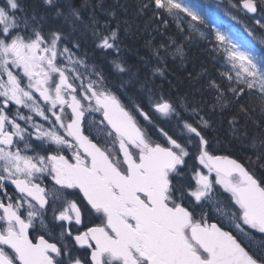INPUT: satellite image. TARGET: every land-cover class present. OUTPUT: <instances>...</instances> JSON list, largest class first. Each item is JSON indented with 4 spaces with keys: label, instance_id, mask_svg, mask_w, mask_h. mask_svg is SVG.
<instances>
[{
    "label": "snow or ice",
    "instance_id": "obj_1",
    "mask_svg": "<svg viewBox=\"0 0 264 264\" xmlns=\"http://www.w3.org/2000/svg\"><path fill=\"white\" fill-rule=\"evenodd\" d=\"M41 4L58 25L46 28L49 13L29 12L21 0H0V264H264V246L250 243L258 233L264 245V175L255 171L264 169V55L253 47L255 32L245 26L250 39H243L189 0H136L137 14L151 12L165 29V16L176 22L177 36L152 48V77L166 76L169 57L183 60L178 41L197 32L223 59L227 81L207 77L213 103L205 111L157 96L146 79L140 89L148 111L144 99L127 95L130 81L113 87L80 55L85 38L119 55L117 10L124 5ZM228 4L264 13V0ZM112 65L129 71L118 58ZM225 111L252 153L247 165L212 150L209 134ZM153 113L175 120L178 134ZM249 124L259 131L250 136Z\"/></svg>",
    "mask_w": 264,
    "mask_h": 264
},
{
    "label": "trees",
    "instance_id": "obj_2",
    "mask_svg": "<svg viewBox=\"0 0 264 264\" xmlns=\"http://www.w3.org/2000/svg\"><path fill=\"white\" fill-rule=\"evenodd\" d=\"M189 1L196 3L197 0ZM240 1L234 0L236 5ZM21 2L29 12L35 10L37 14L49 13V21L45 26L46 28L54 27L60 23L59 20L54 21L50 18V11L42 6L41 0H21ZM116 2L117 0H105V6H111ZM118 2L124 5L123 9L117 10V17L120 22L119 37L121 42L119 55L117 56V53L110 50L104 53L102 50L95 48L90 38L82 40L80 55L87 53L89 63L94 64L97 70L102 71L107 77L108 83L113 87L118 88L121 82L130 81L125 84L127 95L144 99L145 108L148 111L151 110L147 106L146 96H144L140 89L141 83L146 79L157 90V96L162 94L165 99L171 100L176 105L179 104L181 98H184L189 105H200L201 107H205L206 111V105L213 103L211 92L204 88L207 77L210 76L223 84L227 83L226 79L220 76L224 61L222 58L210 53L211 44L205 38H202L199 33H191V39L178 41L184 46V59L181 60L177 57L173 60L169 57L166 66V76L163 78L159 76L152 77L151 68L156 63L152 56V48L158 47L161 43H167L169 36H177L176 22L172 18L165 16L168 20V27L165 29L163 22L159 19H154L151 12L137 14L136 0H118ZM72 3L78 7L82 3V0H72ZM93 3H95V0H93ZM259 13V15L264 17V13L261 11ZM97 15L101 22L108 19L99 13ZM249 20L247 19V21ZM124 21H127V24ZM116 24L117 20H112L110 26L115 28ZM126 27L129 29L128 32H125ZM185 27L187 26L185 25ZM203 31L207 35L210 30L203 29ZM261 32L264 33V31ZM148 41H151V47L148 45ZM255 50L257 54L264 55L263 47H259V50L255 47ZM141 57L144 58L143 61ZM117 58L129 69L127 73L121 74L113 69L112 61ZM132 73H136L137 77L130 79ZM198 74L201 76L200 79H196ZM247 99L252 105L258 104L255 97ZM125 102H127V97H125ZM181 111L183 112L182 109ZM232 111H235V109ZM232 111H225L222 115H217L215 118L214 126L216 131L209 134V138L212 141L211 147L215 155L228 156L247 165L248 156L252 155V153L240 143L237 136L232 132L231 126L228 123ZM152 118L170 134H178L175 120L171 123L165 122L155 113L152 114ZM139 119L142 124L146 123L143 121V117H139ZM184 119L192 120L188 114H184ZM240 123L243 124V121L241 120ZM149 128L151 134L158 142L166 143L164 136L159 131L151 126ZM257 131L259 130L249 124L250 136ZM191 162L190 160L189 163ZM255 171L258 177L264 175V169H260L259 166L256 167ZM210 222L212 221L210 220ZM254 239L261 241L260 234L256 233Z\"/></svg>",
    "mask_w": 264,
    "mask_h": 264
},
{
    "label": "rangeland",
    "instance_id": "obj_3",
    "mask_svg": "<svg viewBox=\"0 0 264 264\" xmlns=\"http://www.w3.org/2000/svg\"><path fill=\"white\" fill-rule=\"evenodd\" d=\"M190 3L196 5L197 7L205 11L207 15L212 20L216 21L218 24L223 25L225 28L230 29L233 33L237 34L238 36L246 40L250 39L247 33L244 31V27L247 26V28L253 30L256 34V41L253 42V47L254 48L257 47L258 50L259 47L264 48V44L260 43L261 39H264V36L261 35L262 34L261 31H264V29L260 28L256 24V20H261L262 22H264L263 16H257L255 18H251V21H247L246 19H244L245 14L239 7L231 8L230 6L226 7V5L225 7H222L211 2L210 0H197L196 3L193 2ZM237 6H239V4ZM226 11L234 12L239 22H237V20H233L228 15H226L225 14ZM250 243L252 244L253 247H257V248L263 246L261 244V241H258L257 239L254 238L252 241H250Z\"/></svg>",
    "mask_w": 264,
    "mask_h": 264
},
{
    "label": "flooded vegetation",
    "instance_id": "obj_4",
    "mask_svg": "<svg viewBox=\"0 0 264 264\" xmlns=\"http://www.w3.org/2000/svg\"><path fill=\"white\" fill-rule=\"evenodd\" d=\"M218 6H222V7H225V5L227 6L228 5V0H220V2L217 4ZM8 191L10 193H15V189L12 187V186H8ZM6 202V201H5ZM98 223V221H96ZM86 223H89V221L87 220L86 218ZM40 229H39V226H37V229L35 232H33L31 229H30V238L32 237H35L37 235V233H39ZM46 238L50 239L47 235H46Z\"/></svg>",
    "mask_w": 264,
    "mask_h": 264
},
{
    "label": "water",
    "instance_id": "obj_5",
    "mask_svg": "<svg viewBox=\"0 0 264 264\" xmlns=\"http://www.w3.org/2000/svg\"><path fill=\"white\" fill-rule=\"evenodd\" d=\"M214 1H216V2H220V0H214ZM248 15H250V16H255L257 13H247ZM230 158V157H229Z\"/></svg>",
    "mask_w": 264,
    "mask_h": 264
}]
</instances>
